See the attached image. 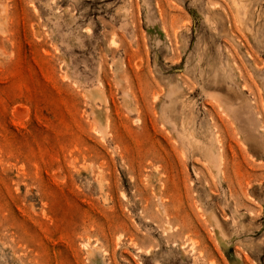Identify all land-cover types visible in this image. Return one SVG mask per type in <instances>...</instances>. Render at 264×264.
Masks as SVG:
<instances>
[{
  "label": "rangeland",
  "instance_id": "1",
  "mask_svg": "<svg viewBox=\"0 0 264 264\" xmlns=\"http://www.w3.org/2000/svg\"><path fill=\"white\" fill-rule=\"evenodd\" d=\"M0 264H264V0H0Z\"/></svg>",
  "mask_w": 264,
  "mask_h": 264
}]
</instances>
